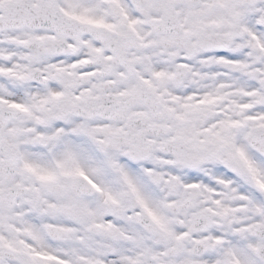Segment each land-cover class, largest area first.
<instances>
[{
  "label": "snow or ice",
  "instance_id": "obj_1",
  "mask_svg": "<svg viewBox=\"0 0 264 264\" xmlns=\"http://www.w3.org/2000/svg\"><path fill=\"white\" fill-rule=\"evenodd\" d=\"M0 264H264V0H0Z\"/></svg>",
  "mask_w": 264,
  "mask_h": 264
}]
</instances>
